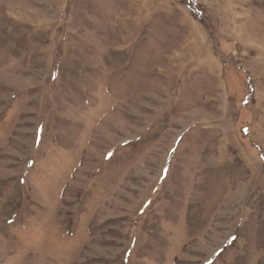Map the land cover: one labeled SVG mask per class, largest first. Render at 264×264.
I'll return each mask as SVG.
<instances>
[{
    "label": "rangeland",
    "instance_id": "obj_1",
    "mask_svg": "<svg viewBox=\"0 0 264 264\" xmlns=\"http://www.w3.org/2000/svg\"><path fill=\"white\" fill-rule=\"evenodd\" d=\"M0 264H264V0H0Z\"/></svg>",
    "mask_w": 264,
    "mask_h": 264
}]
</instances>
